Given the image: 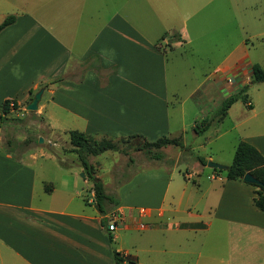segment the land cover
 Returning <instances> with one entry per match:
<instances>
[{"label": "crops", "instance_id": "0c3cea01", "mask_svg": "<svg viewBox=\"0 0 264 264\" xmlns=\"http://www.w3.org/2000/svg\"><path fill=\"white\" fill-rule=\"evenodd\" d=\"M256 1L0 0V22L9 15L16 18L0 32V106L7 100L26 106L44 88L38 112L55 134L75 130L113 139L132 135L151 142L173 139L169 136L170 109H174L167 83L169 60L160 48L164 46L175 55V77L195 76V63L190 60L214 62L212 72L200 75L183 99L175 79V138H181L186 102L199 107L208 98L221 104L238 92L244 86V73L239 70L245 59L250 64L249 84L255 63L249 60L244 17L249 9H264V1ZM261 20L264 15L253 21ZM175 35L178 40L169 42ZM179 66L184 68L181 73ZM57 78L64 80L51 84ZM250 87L245 92L247 102ZM243 104L247 110L234 116L233 104L225 117L231 116L232 129L241 132L240 141L264 158V95L257 107ZM28 157V162H19L9 153H0V264H114L113 250L131 258L123 264H138L137 255L118 246L121 232H146L168 246L209 230L211 222H202L201 208L211 211L220 225H235L264 242V213L253 204L255 188L244 182L212 174L205 189L198 186L199 193L182 182L178 192L170 195L175 217H165V190L161 195L157 189L147 191L140 199L146 207L136 209L119 192L110 194L103 186L115 202L106 203L101 214L82 165L55 163L38 171L36 156ZM200 168L199 164L195 174ZM148 174L155 183L163 181L158 172L131 181L145 180ZM176 213L186 216L176 218ZM110 214L120 217L113 232L107 230ZM231 225L223 226L230 229ZM165 251L151 252L157 257Z\"/></svg>", "mask_w": 264, "mask_h": 264}, {"label": "rangeland", "instance_id": "374dc122", "mask_svg": "<svg viewBox=\"0 0 264 264\" xmlns=\"http://www.w3.org/2000/svg\"><path fill=\"white\" fill-rule=\"evenodd\" d=\"M262 15H264L263 7L245 11L244 37L249 39L246 41L249 60L264 69V34L261 37H254L253 35L257 32H264V21H253ZM160 48L167 52L169 60L167 83L170 105L174 107V109H170L172 134L169 136L175 138V79L178 78L176 87L179 90L180 98L183 99L195 86V83L200 80V75L206 76L212 72L214 62H206L203 58L190 60L192 64L195 63V76H192V72L190 76L182 74L181 71H184V68L179 66L177 69L180 70L181 75L175 77V55L171 54L169 49L164 46ZM249 65L248 60L245 59L243 67L239 70L244 73V85L248 82L246 78L248 77ZM228 80L233 82L230 77ZM246 94L248 102L257 107L263 99L264 83L251 85ZM248 102L246 100V103ZM201 103L202 105L198 107L193 102H186L184 129L179 135L183 147L166 146L160 149L163 153V159L160 161L150 159L143 150H140L143 144L141 139L121 141L108 137H94L97 141L111 139L118 150L105 151L95 157H87L93 176L102 182L108 193L114 194L116 192L118 194L119 192L124 199L130 201L129 203L135 204L136 209L146 207L140 199L145 197L147 191L157 189V193L161 195L165 190L163 200L167 215L165 217L172 215L175 217V202H170V195H175V192H178L182 182H186L191 189L199 193L198 186L201 187V190L205 189L210 182L208 177L212 174L225 177L224 172L217 173L202 165L201 172L195 174L198 170L197 166H199L196 160L197 156L210 157L208 161L228 167L232 163L236 145L240 141L241 132L232 129L234 122L231 116L224 117L220 122H213L203 135H195L192 130L193 123L205 118L211 119L220 107V103L210 102L208 98L202 99ZM243 109L247 110L248 107L244 106L239 99L234 103L233 115L236 116ZM38 111L39 108L35 112H28L23 104H16V107L11 104L7 113H3L0 109V153H9L12 158L19 162H28V156L35 155L38 171H46L55 163L68 167H81L77 155L72 152L73 148L69 143L68 133L66 135L63 132L55 134L49 130ZM142 138L148 141L144 137ZM39 139H42V142H39ZM130 158L132 159L131 162H129ZM40 166L42 169L39 168ZM148 172H158L163 181L155 183L156 180L150 179L149 174L145 180L139 177L131 181L132 178ZM83 173L86 176L85 172ZM187 174H192V176L185 180L184 176ZM115 198L117 200V196ZM199 214L205 217L202 222H211L208 231H196L190 237H184V239L175 241L173 244L169 243L168 246L164 245V239L147 237L146 232H121L118 246L128 248L133 256L137 255L138 264H264V242H257L253 235L241 231L235 225L227 223L220 225L218 221L211 218V211H205L201 208ZM185 216L184 213H176V218ZM223 225H231V227L226 229ZM118 227L122 228L120 224ZM163 248H166L165 253L153 257L151 251L161 252Z\"/></svg>", "mask_w": 264, "mask_h": 264}, {"label": "trees", "instance_id": "16d2710c", "mask_svg": "<svg viewBox=\"0 0 264 264\" xmlns=\"http://www.w3.org/2000/svg\"><path fill=\"white\" fill-rule=\"evenodd\" d=\"M15 20L16 18L14 15H9L5 17L0 22V32L8 26L14 24ZM174 40H178V37L176 35L173 38H170L169 42H172ZM97 71L100 72V68H97ZM62 80L64 79L57 78L53 80L51 84H57ZM258 83H264V69L258 64H252L250 67L249 84L244 85L239 89L238 92L233 93L227 98H225L220 104V107L216 111L215 115L211 119L205 118L199 122H195L192 127V130L195 135H203L213 122L222 121L227 114V110L237 100L240 99L243 103L246 104V89L249 87V85ZM11 104L13 105V107H16V103L14 101H5L0 106L1 111L3 113H7ZM68 139L70 145L73 148L72 152L77 155L82 167L84 168L85 175L92 182L94 204L99 209V212L101 214H104V205L106 203H114L115 201L112 197L105 194L102 182L99 179H95V177L92 175V169L88 164L87 157H95L105 151H117L118 149L111 139H103L97 141L94 139V136L85 135L75 130L68 132ZM135 139H141L143 141L140 150H143L145 154L150 157V159L156 161H160L163 159V153L160 151V149L166 146H177L179 148L183 147L181 138L169 139L167 137H161L155 140L154 142H148L138 135H132L127 138H120L121 141H130ZM131 160L132 159L130 158L129 162H131ZM196 160L199 162L200 165L206 166L207 161L204 158L197 156ZM213 170L217 173L224 172L225 178L227 180L243 182L242 178L247 173L251 174L254 178L259 180L262 186L251 184L248 185L255 188V196L253 198L254 206L260 212L264 213V158L253 146L249 145L246 142L240 141L236 145L231 165L228 166L226 170ZM109 242L112 243L111 237H109ZM112 257L114 260V264H123L125 261L132 262L131 258L114 250L112 251Z\"/></svg>", "mask_w": 264, "mask_h": 264}, {"label": "water", "instance_id": "95a60500", "mask_svg": "<svg viewBox=\"0 0 264 264\" xmlns=\"http://www.w3.org/2000/svg\"><path fill=\"white\" fill-rule=\"evenodd\" d=\"M44 92V88L38 89L34 95L32 96L30 102L25 106V110L28 112H35L38 109V104L41 101L42 94ZM39 142H42V139H39ZM206 166L211 169L215 170H226L227 167L213 163L211 161H207ZM83 176V175H82ZM242 181L246 184H251V185H257V186H262L261 182L254 178L251 174L247 173L244 175L242 178Z\"/></svg>", "mask_w": 264, "mask_h": 264}, {"label": "built area", "instance_id": "2783aa9c", "mask_svg": "<svg viewBox=\"0 0 264 264\" xmlns=\"http://www.w3.org/2000/svg\"><path fill=\"white\" fill-rule=\"evenodd\" d=\"M144 211L143 210H140V213H143ZM120 220V217L117 215V214H110L108 215L107 217V230L109 232H113L117 226V223L119 222ZM141 229H144V226L141 225L140 226Z\"/></svg>", "mask_w": 264, "mask_h": 264}]
</instances>
